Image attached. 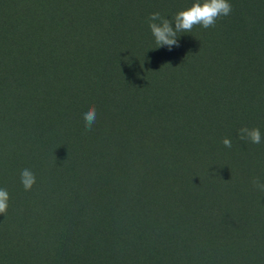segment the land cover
Wrapping results in <instances>:
<instances>
[{
	"label": "trees",
	"instance_id": "16d2710c",
	"mask_svg": "<svg viewBox=\"0 0 264 264\" xmlns=\"http://www.w3.org/2000/svg\"><path fill=\"white\" fill-rule=\"evenodd\" d=\"M194 2L0 0V264H264V0L156 48Z\"/></svg>",
	"mask_w": 264,
	"mask_h": 264
},
{
	"label": "clouds",
	"instance_id": "9594fccd",
	"mask_svg": "<svg viewBox=\"0 0 264 264\" xmlns=\"http://www.w3.org/2000/svg\"><path fill=\"white\" fill-rule=\"evenodd\" d=\"M231 12L232 6L229 0H195L190 7L179 11L171 19L165 18L159 12L151 13L148 18V26L157 45L156 48L167 46L171 49L173 46L178 45L179 35L190 33L196 26H202L205 29L214 27L219 18L228 16ZM96 119V108L90 106L83 113L85 129L90 131L96 123ZM238 135L241 140L247 139L253 144L262 142L259 128L242 127L239 129ZM222 142L225 147H232L229 138H224ZM35 182L36 177L29 169H24L21 172V183L25 190H30ZM258 183L259 179L253 181L254 186ZM8 200V192L0 189V214H6Z\"/></svg>",
	"mask_w": 264,
	"mask_h": 264
},
{
	"label": "rangeland",
	"instance_id": "374dc122",
	"mask_svg": "<svg viewBox=\"0 0 264 264\" xmlns=\"http://www.w3.org/2000/svg\"><path fill=\"white\" fill-rule=\"evenodd\" d=\"M5 106L7 107V102H5V100H4V109L6 108ZM5 125H6L5 124V118L3 117V118L0 119V127H4ZM1 133L2 132H0V141L4 137V135H1ZM197 170H198V168H197ZM209 183H211V182L209 181ZM95 193L96 192H93L87 199L81 200L78 205L73 206V209H76V212L79 213L80 216H83V217L85 216V212H86V209H87L88 206L91 207L93 204H97L98 203V201H97L98 197L95 195ZM192 202H195V204H198L196 200H192ZM217 203H219V202H217ZM186 216L188 218L189 224H192L193 221H194L193 213H190L189 211H187ZM175 217H176L175 218V223L172 226L180 229V227H181V225H179L180 224V219L176 215H175ZM184 223L187 224L186 222H184ZM263 226H264V223H262V227ZM195 227L196 226H194L193 228H195ZM259 233L260 232H258V234ZM236 238H238V237H236ZM263 238H264V236H263ZM202 240H203V237L195 236L194 239H190V242H191L192 245H194V244L198 245V242L202 241ZM186 245L188 246V244H186ZM239 245H240V243H239ZM108 247H110V249H113L114 245L111 244V245H108ZM255 250H263V247L256 248V247H251L250 246L249 248H247L246 251H244V249H243L244 252H242V254H244L248 258V260H252L253 259V253H254Z\"/></svg>",
	"mask_w": 264,
	"mask_h": 264
}]
</instances>
